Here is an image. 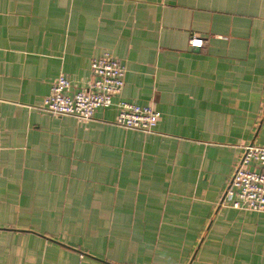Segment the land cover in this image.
<instances>
[{
  "label": "crops",
  "instance_id": "crops-1",
  "mask_svg": "<svg viewBox=\"0 0 264 264\" xmlns=\"http://www.w3.org/2000/svg\"><path fill=\"white\" fill-rule=\"evenodd\" d=\"M106 52L125 67L110 106L36 110ZM118 100L158 111L151 132L115 125ZM248 144L264 0H0V264H264V212L221 204Z\"/></svg>",
  "mask_w": 264,
  "mask_h": 264
},
{
  "label": "built area",
  "instance_id": "built-area-1",
  "mask_svg": "<svg viewBox=\"0 0 264 264\" xmlns=\"http://www.w3.org/2000/svg\"><path fill=\"white\" fill-rule=\"evenodd\" d=\"M205 40L192 35L188 45L201 48ZM125 67L116 57L103 53L89 62V79L78 90H71L69 80L59 74L51 83L36 110L53 116H71L78 121L93 118L99 107H108L124 82ZM113 123L119 127L143 133L151 132L160 113L150 106L118 100ZM240 210L264 212V146L248 144L243 147L234 172L224 189L221 204Z\"/></svg>",
  "mask_w": 264,
  "mask_h": 264
}]
</instances>
